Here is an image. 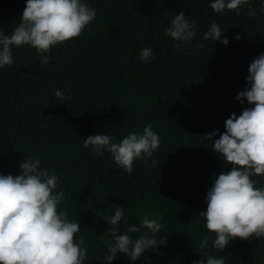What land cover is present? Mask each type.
<instances>
[{"label": "trees", "instance_id": "trees-1", "mask_svg": "<svg viewBox=\"0 0 264 264\" xmlns=\"http://www.w3.org/2000/svg\"><path fill=\"white\" fill-rule=\"evenodd\" d=\"M90 3L94 22L53 48L47 64L24 46L13 49L11 67L0 69V173L18 174L24 155H34L60 175L66 193L60 207L79 218L89 248L85 264H102L109 226L99 215L115 206L125 208L129 222L143 214L162 217L159 236L167 235V244L134 264H191L206 254L198 247L206 232L198 213L206 208L211 174L230 168L205 136L219 130L213 140L219 138L229 115L250 107L235 97L246 87L248 65L264 52V14L249 17L244 6L239 15H220L208 7L210 0ZM24 6L25 0H0L6 34ZM252 6L259 8L257 0ZM179 11L196 24L197 35L176 47L164 29ZM212 22L225 30L227 45L201 39ZM197 40L202 48L194 46ZM149 46L155 58L145 64L139 50ZM56 89L71 99L60 101ZM148 123L161 143L147 164L134 162L131 174L108 153L97 156L83 147V139L97 132L119 140ZM207 251L226 264H264V238H236L222 252ZM113 264L133 262L121 255Z\"/></svg>", "mask_w": 264, "mask_h": 264}, {"label": "clouds", "instance_id": "clouds-1", "mask_svg": "<svg viewBox=\"0 0 264 264\" xmlns=\"http://www.w3.org/2000/svg\"><path fill=\"white\" fill-rule=\"evenodd\" d=\"M210 0L213 12L237 15L247 6L246 15L264 14V0ZM97 11L90 0H25L19 23L10 34L0 29V69L14 63L13 49L28 46L36 50L41 65L51 60L49 52L56 46L77 38L94 22ZM221 26L212 22L202 34V40L219 41L227 45ZM164 35L180 44H192L197 26L184 11L177 12L164 29ZM235 40L240 35L235 34ZM196 48H202L195 41ZM153 49L139 50V59L148 64L154 59ZM54 95L60 101L71 97L59 89ZM242 105L239 115L231 113L224 121V131L213 130L205 137L211 149L230 165L226 172L211 174L212 182L205 194L204 218L206 232L198 247L205 257L191 264H226L209 248L222 252L236 238H264V52L248 65L246 87L235 97ZM119 126L117 127L118 130ZM161 143L152 124L142 131H129L117 138L105 131L83 139V147L97 156L108 153L115 165L131 174L135 161L147 164ZM16 175L0 173V264H85L88 244L81 234L80 221L73 219L60 206L65 200L63 181L53 169L42 166L39 157L29 155L18 163ZM260 177V180L253 179ZM109 226L103 238L105 250L102 264H113L119 256L130 262L139 260L148 250L167 244L162 231V217L143 214L139 222H129L125 208L115 206L110 214L99 215ZM123 225V231L120 226ZM132 234H138L133 237Z\"/></svg>", "mask_w": 264, "mask_h": 264}]
</instances>
